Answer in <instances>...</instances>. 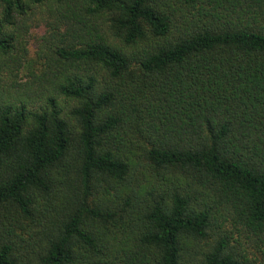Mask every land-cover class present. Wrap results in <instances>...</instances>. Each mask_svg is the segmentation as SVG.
Listing matches in <instances>:
<instances>
[{"label": "trees", "instance_id": "obj_1", "mask_svg": "<svg viewBox=\"0 0 264 264\" xmlns=\"http://www.w3.org/2000/svg\"><path fill=\"white\" fill-rule=\"evenodd\" d=\"M44 2L0 0V264H264V0H49L31 60Z\"/></svg>", "mask_w": 264, "mask_h": 264}, {"label": "rangeland", "instance_id": "obj_2", "mask_svg": "<svg viewBox=\"0 0 264 264\" xmlns=\"http://www.w3.org/2000/svg\"><path fill=\"white\" fill-rule=\"evenodd\" d=\"M51 5H52V3L49 2V0H45L42 7L39 6L36 8L37 14L42 12V11L45 12L44 15L46 16L47 21L38 20V18H37V19H34L32 22H30L31 28L26 35V39L28 41V46L30 49L29 58L31 60H33L34 58H37L36 51H37V49H41V47L44 43V37H46L48 35V29L50 26V24H48V23L53 22L54 19H56L55 15H54L55 13L53 12V9H51ZM38 16H39V14H38ZM39 62L43 63L44 60L40 59ZM38 66H39V64H38ZM34 67H35V65H34ZM28 70L24 69L25 72H21L19 74L18 82L20 84H23L26 81H28V72H29ZM39 72H40V70L38 71V73Z\"/></svg>", "mask_w": 264, "mask_h": 264}]
</instances>
